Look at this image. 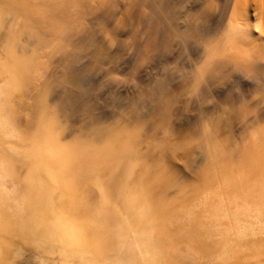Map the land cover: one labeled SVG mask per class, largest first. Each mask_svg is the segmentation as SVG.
<instances>
[{"label":"bare ground","instance_id":"bare-ground-1","mask_svg":"<svg viewBox=\"0 0 264 264\" xmlns=\"http://www.w3.org/2000/svg\"><path fill=\"white\" fill-rule=\"evenodd\" d=\"M250 2L0 0V218L5 216L3 210L17 216L15 240L33 243L39 232L52 228L54 223L47 222L54 216L50 213L46 222L40 217L43 210L62 211L59 217L66 220L70 217L61 208L63 196L58 203L61 199L55 201L50 191L58 196L57 188L67 194L74 191L70 186L97 184L100 189L102 184L99 204L84 207L90 211L88 218L83 217L89 223L83 220L84 224L97 230L111 226H106L110 228L106 241L113 254L118 244L129 240L131 230L130 240L140 255L142 245L148 243L154 253L150 258L159 261L155 250L160 252L163 246L161 220L150 206L158 195L150 185L146 196L144 179L151 174L148 162L160 128L200 126L203 113L222 97L244 103L249 92L261 90L259 99L264 101V0ZM252 3L257 10L254 20L247 13ZM210 49L214 59L208 55ZM198 108L196 116L189 114ZM259 108L247 109L250 114L234 123L239 141L232 140V150L219 151L210 143L214 150L199 172L213 180L209 170L218 165V157L230 155V165H223L220 177L225 174L223 178L251 184L234 198L233 213H223L232 216V225L243 236L252 234L264 215V205L258 201L264 172L258 166L257 150L249 148L244 137L264 118V106ZM124 109H130L129 115L123 114ZM138 185L140 212L131 214L135 203L131 191ZM44 196L56 204H39ZM117 204L124 206V213ZM69 219L74 224L82 221ZM10 221L9 225L15 224ZM71 226L63 229L72 232L76 225ZM83 234L77 235H82L78 241L85 239ZM120 252L114 256L117 263H129Z\"/></svg>","mask_w":264,"mask_h":264},{"label":"rangeland","instance_id":"rangeland-1","mask_svg":"<svg viewBox=\"0 0 264 264\" xmlns=\"http://www.w3.org/2000/svg\"><path fill=\"white\" fill-rule=\"evenodd\" d=\"M248 3L251 4L250 0H248ZM247 13L250 19L254 20L256 18L255 14L257 13V10H255V5L253 3ZM252 34V36H255V33ZM238 43L240 44V42ZM128 77L135 80L133 75H128ZM174 88L177 89L178 87L175 85ZM254 91L252 90L249 92V97L244 103H241V101H238L235 98L230 100L222 97L217 101L215 106L210 107V110L207 113H203L205 114L204 118L200 123L197 122L201 124L200 126L189 124L184 125L185 127H177L173 125L169 129L167 127L160 128V136L156 140L158 141V145L156 149L153 150L152 157H150L151 160L148 162L151 176L149 175L148 178L144 179V183L148 189L146 196H149L150 185H153L152 188L158 195L157 198H153V204L150 203V206L153 216L155 215L158 220H161L160 233L162 235L163 246L160 244V252L155 250V253L159 254H156L159 261L155 258H150V254L154 253L151 252L153 249H151L148 243L142 245L141 251L143 257L140 255L138 251L140 249L138 247L136 248L135 244L130 240V235L133 233L131 230L130 235L127 234L128 231L123 230L126 231L125 233L129 236L128 239L130 241L123 240V244H116L118 250L115 248V252L121 251L119 254L128 259L130 261L129 263L132 264H264V215L262 214L261 216V222H258V225H255L256 228L254 232L248 236H243L241 232L235 229L232 225L233 221L231 222L232 216L227 217L223 215L224 210H229L230 213H233L235 210L233 205L234 198L237 195H241L244 191H247L251 184L248 183L247 180H243L242 184L239 182L238 178H223L225 174L220 177V172L225 170L223 169V165L226 167L230 165L228 163L230 155L228 157H218L217 164L219 166L214 165V167L209 170L210 173L214 175L213 180H207L208 178L204 179V177L199 174V172L204 169V161L208 156V152L214 150L210 147V143L213 142L217 145V150L219 151L232 150V140L234 138L238 140V137L233 130L234 123L241 120L244 115L250 114L249 111L252 109L255 110L260 106L259 109H263V98L261 100L259 99L262 97L261 95H263L260 94L262 91ZM255 96H258L256 98H258L257 100L259 101H256ZM251 97L258 103L255 104L254 100H251ZM247 109H249V111ZM193 110L194 111L189 114L196 116L199 113L200 108ZM129 111L130 109H124L123 114L129 115ZM137 131H139V129H137ZM241 136H243V134ZM245 136V141L249 148L257 150L256 156H259L258 166L264 172V118L261 119L258 124L255 123L250 127L245 132L244 137ZM143 145L144 144H142V146ZM156 172H158L159 175ZM258 183H261V187H264V178H261ZM179 185H181L183 189H180ZM77 186H79L77 187L78 189L75 188V185L73 186L74 188L70 186L69 189L74 191L67 189L70 191L67 194L60 188H57L60 195L57 191L55 192H57L58 196H56L54 191H50L48 194H52V196L54 194V197L51 196L54 200L57 197L58 199H61L60 201L57 199L58 203H60L63 198L62 204H65L62 206L60 204L58 205L65 209L63 211L65 214L70 212L69 215L67 214L68 216L79 219L77 221H80L82 218V221L86 220L87 223H89L88 219H83L84 216L87 217L88 213H90V211H84V207L87 205L94 206L95 204H99L100 199H102L104 195L101 194L97 184L82 185V187H80V185ZM246 186H248V188ZM52 188L56 190V187H53V185ZM67 190L65 189L64 191ZM60 191L63 193H60ZM75 191H82V195L79 193L77 195ZM251 191L252 190H249V192ZM131 194L133 195V198H135V203L131 206L130 213L133 214L135 212L138 214V212H140V208L138 207L140 203V186L138 185L134 187ZM43 198L44 200L39 204H45L46 202L56 204V200L51 202L52 198L49 200H46L45 196ZM121 198L122 197L119 196L117 203ZM258 201H260V204L264 205V190H260ZM117 205L120 206L118 207L120 213H124V206ZM230 205L231 208L228 207ZM7 211L8 210H3L5 216L0 218V223L2 225L4 223L7 226V224L9 225L7 222L11 220L14 221L15 224L13 225L12 222V224L8 226L11 231L8 228H5L4 225V228L0 225V234L2 236L8 229V234L6 233L3 237L0 235V239H3V241L0 240V249H3L0 251V264H38L41 262L39 258L40 254L41 256H44L41 257V264L117 263L114 256L118 253L113 251V254L111 250L109 251V242L106 241L109 232L108 229L111 228L109 224L107 225H109L110 228L109 226L106 227L107 225L103 227L98 226L103 229L98 228L97 230L91 228L89 224H87L88 226L85 225L84 221H80L79 224L75 221L76 223L74 224L73 221L68 222L70 221V217L68 218L69 220L67 219L68 221L64 216V218H60L59 216L63 215L62 211L54 212L53 215L51 211L43 210L41 211L42 216L40 217L44 216L46 222L47 219H50V213L51 216H54V218L51 217L52 220L50 219V222H47L49 225L54 223L50 226L52 228H50L49 231L42 230L39 232L37 240L42 238L44 242L42 241L41 243L36 240L33 243H26L20 239L15 240L16 238L14 237V234L18 236L17 230L19 229V221L16 219L17 216L15 217L13 211L11 212L13 217L9 215L8 212L10 211ZM261 213H264V211L261 210ZM46 214H48V217ZM45 216L47 218H45ZM90 217L91 216L89 215V218ZM66 222L69 224H66ZM70 223H72L73 226L76 225L74 227L77 229L73 226H71L74 228L72 232H70L71 229H69V227L63 229L65 228V225L70 226ZM78 225H81L80 228L82 227L80 231L78 230ZM82 225L87 226L88 230ZM83 227H85L87 233L83 230ZM3 229L6 230L3 232ZM65 230H67L66 233H64ZM75 231L80 234H83L84 232L83 236L86 234L87 237L85 236V239L80 238V241H78V237H82V235L77 236L79 233L75 235ZM67 234L68 236H66ZM9 235L13 238L11 236L8 238ZM48 235H51L49 240L47 237ZM61 235L69 237V239L75 235L77 236L75 238L77 241L74 237H72V241L65 238L66 241L64 236L62 238ZM53 236L55 238H53ZM4 237L11 241L8 242V239L6 240ZM46 238L48 242L46 241ZM77 242L82 243L77 244ZM118 242L120 241L118 240ZM118 242L117 240L116 242L114 241V243ZM81 245L82 247H80ZM111 247L113 246L111 245ZM114 247L116 246L114 245ZM32 250L35 251L33 253L34 255L30 254L32 253ZM35 253L37 256H35ZM29 254L32 257H30ZM129 263L126 261L125 264Z\"/></svg>","mask_w":264,"mask_h":264},{"label":"snow or ice","instance_id":"snow-or-ice-1","mask_svg":"<svg viewBox=\"0 0 264 264\" xmlns=\"http://www.w3.org/2000/svg\"><path fill=\"white\" fill-rule=\"evenodd\" d=\"M257 31H260V30L257 29ZM208 55H209L210 59H214L215 58L214 52L211 49L209 50ZM203 70L207 71L208 70V66H205ZM99 190H100L101 194H103L104 188H103L102 184H100V189Z\"/></svg>","mask_w":264,"mask_h":264}]
</instances>
